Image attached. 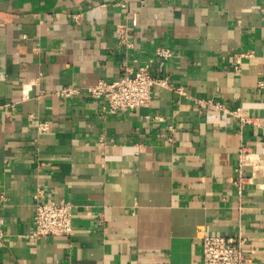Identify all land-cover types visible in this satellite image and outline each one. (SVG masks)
I'll return each mask as SVG.
<instances>
[{
    "label": "crops",
    "instance_id": "1",
    "mask_svg": "<svg viewBox=\"0 0 264 264\" xmlns=\"http://www.w3.org/2000/svg\"><path fill=\"white\" fill-rule=\"evenodd\" d=\"M147 64L168 79L150 108L91 98ZM261 83L264 0H0V264H199L205 235H242L264 264ZM38 187L72 205L73 236L31 238Z\"/></svg>",
    "mask_w": 264,
    "mask_h": 264
},
{
    "label": "built area",
    "instance_id": "2",
    "mask_svg": "<svg viewBox=\"0 0 264 264\" xmlns=\"http://www.w3.org/2000/svg\"><path fill=\"white\" fill-rule=\"evenodd\" d=\"M120 45L131 48L129 32L120 28L116 32ZM156 57L162 63H167L173 57V52L167 47H158ZM125 73L116 83L99 82L89 88L90 96L95 101H104L105 110L111 114L125 111H136L142 108H150L153 104V90L155 87H165L168 79L160 74L154 73V65L147 64L133 72L126 65L123 66ZM260 88L264 85L261 83ZM178 96H186L183 88L175 90ZM79 88H65L57 93L63 99H71L79 95ZM200 106L208 110H221L229 113L220 103L212 101L199 102ZM239 119L240 127L253 123V119L234 113ZM48 124L40 123L38 132L45 133ZM102 145H104V142ZM252 156L240 149L239 163L236 169L237 178L235 184L241 191L245 181L244 169L251 162ZM34 199V230L31 235L33 239H47L60 236L71 237L74 235V212L71 204L60 203L46 198L44 190L38 187L33 195ZM245 237H227L218 235H205L201 241V260L199 264H247V256L244 253ZM6 246V234L0 228V250Z\"/></svg>",
    "mask_w": 264,
    "mask_h": 264
}]
</instances>
